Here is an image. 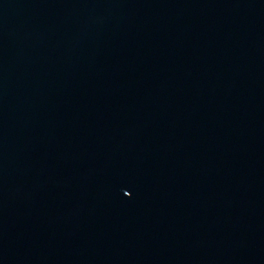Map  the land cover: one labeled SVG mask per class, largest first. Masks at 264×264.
Instances as JSON below:
<instances>
[{
    "label": "water",
    "instance_id": "obj_1",
    "mask_svg": "<svg viewBox=\"0 0 264 264\" xmlns=\"http://www.w3.org/2000/svg\"><path fill=\"white\" fill-rule=\"evenodd\" d=\"M0 264H264V0H0Z\"/></svg>",
    "mask_w": 264,
    "mask_h": 264
}]
</instances>
